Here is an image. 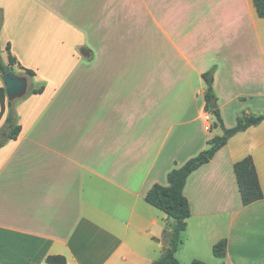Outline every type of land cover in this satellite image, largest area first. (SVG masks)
Wrapping results in <instances>:
<instances>
[{"label": "crops", "instance_id": "crops-1", "mask_svg": "<svg viewBox=\"0 0 264 264\" xmlns=\"http://www.w3.org/2000/svg\"><path fill=\"white\" fill-rule=\"evenodd\" d=\"M7 45L44 91L16 101L21 132L0 148V264H152L171 220L147 192L223 135L203 74L214 69L225 128L264 114L252 0H0L4 63ZM247 156L263 198L243 206L233 166ZM183 194L180 264H264V121L231 137Z\"/></svg>", "mask_w": 264, "mask_h": 264}, {"label": "trees", "instance_id": "trees-1", "mask_svg": "<svg viewBox=\"0 0 264 264\" xmlns=\"http://www.w3.org/2000/svg\"><path fill=\"white\" fill-rule=\"evenodd\" d=\"M258 17L264 18V0H252ZM8 60L4 63L0 53V71L5 74L12 71L14 65L21 71V77L31 81L35 77V72L25 69L17 64L16 60L10 55L9 46L5 48ZM214 69L203 74V80L206 84L204 95V109L212 115L223 130L222 136H216L208 141V149L200 152L196 157L188 160L183 166L173 169L167 175V186L155 184L147 192L145 202L152 207L162 211L171 220L162 233L160 240L163 248L159 259L152 264H180L175 257L178 247L181 243L180 235L186 230V222L190 218V205L183 194L186 181L190 174L201 166L209 163L214 155L223 148L227 141L239 132H243L250 127L259 125L264 121L263 115H242L237 119L236 126L227 129L223 126L220 111L217 105V98L213 89ZM44 91V86L39 88L29 87L26 96L38 95ZM14 102L6 100V94L3 87H0V119L5 114L4 128L0 131V148L9 141L17 139L21 132V127L17 123V117L14 113ZM238 191L243 206L250 205L263 198V193L259 184L258 175L252 157L247 156L236 162L233 166ZM226 240H220L212 247L213 256L223 259L226 256ZM47 264H66L65 259L59 256H49L46 258ZM190 264H206L199 260H193Z\"/></svg>", "mask_w": 264, "mask_h": 264}, {"label": "water", "instance_id": "water-1", "mask_svg": "<svg viewBox=\"0 0 264 264\" xmlns=\"http://www.w3.org/2000/svg\"><path fill=\"white\" fill-rule=\"evenodd\" d=\"M0 79L5 90L8 101H15L24 97L28 90V81L26 78L17 76L13 71L2 74Z\"/></svg>", "mask_w": 264, "mask_h": 264}, {"label": "rangeland", "instance_id": "rangeland-1", "mask_svg": "<svg viewBox=\"0 0 264 264\" xmlns=\"http://www.w3.org/2000/svg\"><path fill=\"white\" fill-rule=\"evenodd\" d=\"M12 70H15V71H16L15 74H16L17 76H21V71L18 69V66H17V65H14V66L12 67ZM0 80H1V79H0ZM0 84H1L0 87H3L2 81H1ZM29 87H32V88H38V87H36V86H34V85L32 84V81H29V80H28V88H29ZM25 97H26V95H25L24 97H22L21 99H23V98H25ZM21 99H18V100H21ZM6 100H7V98H6ZM16 101H17V100L13 101L14 104H16ZM7 110H8V109H6V111H7ZM6 111H5V112H6ZM206 115H208V114H206ZM205 119H206V117H205ZM206 121H207V120H206ZM208 127H209V129H210V126H209V125L207 126V129H208ZM1 130H2V129H1ZM1 130H0V131H1Z\"/></svg>", "mask_w": 264, "mask_h": 264}, {"label": "built area", "instance_id": "built-area-1", "mask_svg": "<svg viewBox=\"0 0 264 264\" xmlns=\"http://www.w3.org/2000/svg\"><path fill=\"white\" fill-rule=\"evenodd\" d=\"M206 120H207V121L209 120V115H206ZM208 129H209V127H208Z\"/></svg>", "mask_w": 264, "mask_h": 264}]
</instances>
